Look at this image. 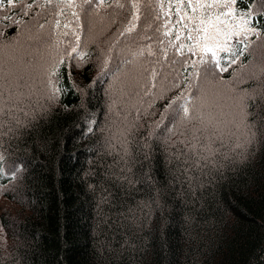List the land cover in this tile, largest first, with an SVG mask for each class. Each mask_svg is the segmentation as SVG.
<instances>
[{
  "label": "trees",
  "instance_id": "1",
  "mask_svg": "<svg viewBox=\"0 0 264 264\" xmlns=\"http://www.w3.org/2000/svg\"><path fill=\"white\" fill-rule=\"evenodd\" d=\"M228 2L0 8V264H264V0L233 5L255 32L227 71L187 51L199 13L229 11L190 5Z\"/></svg>",
  "mask_w": 264,
  "mask_h": 264
},
{
  "label": "snow or ice",
  "instance_id": "2",
  "mask_svg": "<svg viewBox=\"0 0 264 264\" xmlns=\"http://www.w3.org/2000/svg\"><path fill=\"white\" fill-rule=\"evenodd\" d=\"M22 3V0H20ZM96 0H85L86 4L92 5ZM236 0H230L228 3L224 4H214V5H202L197 3L196 5H190L193 7V10L195 11L196 8H203V7H218V8H227L229 11L225 13L227 16H232L233 11V5L235 4ZM17 3V0H0V8L4 7H15ZM49 3H51V0H49ZM31 4L27 5V7L31 8ZM69 7L72 6V4L68 5ZM103 6V0H98L97 7ZM111 7V5H109ZM117 7L123 8V4H117ZM132 8H135L139 10V4L133 3L131 5ZM176 10H177V16L178 20L176 23H180L185 19L184 15L182 14V5L177 3L176 4ZM75 15V14H74ZM5 19H8V17H5ZM78 19V18H77ZM138 19L137 16H133V21ZM189 20L193 19V17H188ZM201 25H204L206 22L202 19L200 21ZM221 23H227L226 21L222 22L220 21L219 16L216 17L215 22L212 24L211 28L209 27H202L200 29L196 30V36L192 35V30H189V35L187 36V39L189 40H195L196 42L194 44H191L187 47L188 53H193L196 49L199 51L196 53L200 56V64L205 65L204 74L207 75L209 71L219 70L220 72H224L228 70V67H231V65L235 64L239 57L236 55L235 50L227 43L229 39H231L232 36H235L237 38H240L242 36H245L249 32H255V29L248 26V21L241 17L240 23L238 25H231L229 26L228 30H225L224 28H221ZM57 26H59V22H57ZM67 27V25H65ZM135 25L133 24L131 27H128L125 29L127 32H131L134 30ZM185 29H187V24L185 23L183 25ZM201 33H203L201 35ZM169 33L166 32L165 35H168ZM64 35H68L67 32L64 33ZM75 36L76 41H79V36L73 33ZM199 37V38H197ZM176 40L181 41V36L179 34V30L176 34ZM176 48V51L181 55L184 56L185 53L183 49L185 48L184 43L181 41L178 45H173ZM247 48V45L244 46ZM78 48V44L76 47H72L71 52L69 53V57H71L72 53H76ZM225 54L223 57L221 54ZM84 53H79V57L82 60L84 57ZM222 60L224 63L227 64V67H225L222 64ZM60 63H64L63 59H61ZM59 72V65L54 67L50 74H49V81L48 83L52 85V92L53 95L58 93L60 89L56 88L54 84H52L51 76L57 75ZM69 75H71V71H69ZM153 78H155L156 73H152ZM176 87H179V84L175 85ZM188 100L184 93H180L173 99H171L167 107L171 108L173 105H175V108H173V111L176 114L183 113L184 117H187L189 115L190 109L188 106ZM2 159V157H0Z\"/></svg>",
  "mask_w": 264,
  "mask_h": 264
},
{
  "label": "rangeland",
  "instance_id": "3",
  "mask_svg": "<svg viewBox=\"0 0 264 264\" xmlns=\"http://www.w3.org/2000/svg\"><path fill=\"white\" fill-rule=\"evenodd\" d=\"M225 13H227V12H218V13L213 14L212 17L209 18V19H207V22L203 26H201V27L199 25H201L200 21L202 20V14L199 13L198 14V18H195L194 19L193 25L198 26L199 29L202 28V27H209V28H211L212 24L216 20V17L219 16L220 21H222V22L226 21L227 22L226 24L225 23H221L220 27L221 28H224L225 30H228L229 26L234 25V24L235 25H238L240 23L241 17H243L244 19H246L244 15L238 14L237 12L236 13H233L232 16H227V15H225ZM77 31H78V24H76L74 30H72V35H71V42L72 43H75L76 42V39H75V36L73 35V33H75L77 35ZM235 40H236V37L235 36H232L231 39H229L227 41V43L230 46H232L235 43ZM66 45H68V48L65 51V53L67 54L69 52V50L71 49L72 44L67 43ZM263 75H264V73H263ZM115 98L121 99V96L118 94ZM239 102L238 103H235L236 108L233 109L232 111H230V114L232 116L235 115L238 112L236 109H238L240 107V103ZM116 110L117 109H111L110 112L113 113ZM122 116H127V111L126 110L123 111Z\"/></svg>",
  "mask_w": 264,
  "mask_h": 264
}]
</instances>
